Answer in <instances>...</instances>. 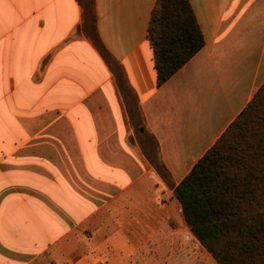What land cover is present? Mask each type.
Listing matches in <instances>:
<instances>
[{
  "label": "crops",
  "instance_id": "0c3cea01",
  "mask_svg": "<svg viewBox=\"0 0 264 264\" xmlns=\"http://www.w3.org/2000/svg\"><path fill=\"white\" fill-rule=\"evenodd\" d=\"M156 1L96 0L105 53L77 0H0V264H167L175 187L264 84V0H189L204 47L160 87Z\"/></svg>",
  "mask_w": 264,
  "mask_h": 264
},
{
  "label": "trees",
  "instance_id": "16d2710c",
  "mask_svg": "<svg viewBox=\"0 0 264 264\" xmlns=\"http://www.w3.org/2000/svg\"><path fill=\"white\" fill-rule=\"evenodd\" d=\"M94 43L96 0H77ZM148 39L156 84L166 83L203 47L189 0H157ZM186 226L217 264H264V84L175 187Z\"/></svg>",
  "mask_w": 264,
  "mask_h": 264
},
{
  "label": "rangeland",
  "instance_id": "374dc122",
  "mask_svg": "<svg viewBox=\"0 0 264 264\" xmlns=\"http://www.w3.org/2000/svg\"><path fill=\"white\" fill-rule=\"evenodd\" d=\"M131 103L133 104V102ZM135 122V136L137 137L139 143L143 148L144 139L140 138L138 135V130L140 128L139 126L141 125V123L139 119L135 120ZM145 150L152 151V147H145ZM174 223L176 224V226H172V230L178 228V231L174 232L170 228L171 232L175 233V244L173 245L172 250H169V259L166 260L167 264H217L212 256L207 252V250L191 234L188 227L186 226L184 218L181 217L180 214L178 217L175 216ZM169 248H171V246Z\"/></svg>",
  "mask_w": 264,
  "mask_h": 264
}]
</instances>
